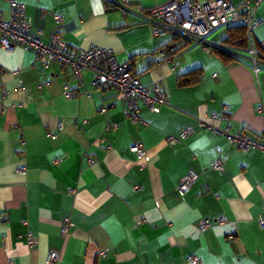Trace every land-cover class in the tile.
<instances>
[{"label": "crops", "instance_id": "1", "mask_svg": "<svg viewBox=\"0 0 264 264\" xmlns=\"http://www.w3.org/2000/svg\"><path fill=\"white\" fill-rule=\"evenodd\" d=\"M18 1L41 39L58 31L73 47L112 48L168 103L150 111L139 100L144 122L134 123L118 91L92 86L89 71L77 87L68 64L44 67L32 49L0 47V264H264V153L207 126L264 140V70L254 75L247 47L205 51L153 35L148 10L165 0H126V11L118 0ZM0 15L8 16L6 0ZM255 15L260 52L264 0ZM228 27L209 38L221 44ZM65 85L76 94L65 95ZM183 128L190 132L169 144L166 136ZM136 141L142 157L129 149ZM216 159L220 169L211 167ZM189 169L198 177L179 195Z\"/></svg>", "mask_w": 264, "mask_h": 264}, {"label": "built area", "instance_id": "2", "mask_svg": "<svg viewBox=\"0 0 264 264\" xmlns=\"http://www.w3.org/2000/svg\"><path fill=\"white\" fill-rule=\"evenodd\" d=\"M8 3V16L0 15V47L10 49L14 43L23 49L34 50L36 57L46 67L50 63L68 64L72 77L78 87L83 81V71L91 73L90 84L92 86H108L115 88L123 102V112L134 123H143V118L138 114V101L141 100L150 111H156L158 104H167L168 98L159 86L146 87L141 84L138 76L131 70L130 63L119 61L112 48L91 44L88 47H73L60 37L58 31H54L47 40L41 39L31 31V20L26 15L24 4L18 0H6ZM261 0H242V8L238 9L229 0H165L151 7L147 13V24L153 35L170 33L191 46H198L205 51L212 49H227L222 43L212 41L209 35L220 27H227L236 23H243L246 29L248 41L247 55L250 68L255 76L264 70V41L261 42L262 50L258 52L252 43L253 31L262 21L256 17V7ZM118 5L123 11L129 6L126 0H118ZM60 19V15H55ZM164 56L163 51H159ZM77 89L63 86L65 95H75ZM5 90L1 89V98L5 97ZM104 111V108L102 109ZM213 115H215L213 113ZM206 124V123H204ZM208 128L215 133L222 134L229 141H233L245 151L256 148L264 153V140H256L250 135L235 131L228 127H218L208 124ZM190 132V128H183L177 135H167L166 140L173 144L183 139ZM130 151L138 157L145 154L142 142L136 141L130 144ZM222 161L216 159L211 163L214 169H220ZM19 172H24L25 165L16 167ZM198 177V173L189 169L176 187L179 195H184L192 183ZM139 186H134L138 188ZM220 219H222L220 217ZM259 223L264 225V214L259 217ZM208 224L204 219L200 222V228ZM71 225L68 216L61 223V233L65 234ZM30 238L28 242L30 245ZM58 259V253L50 251L47 260L54 262ZM189 261L199 260L197 255H189Z\"/></svg>", "mask_w": 264, "mask_h": 264}, {"label": "trees", "instance_id": "3", "mask_svg": "<svg viewBox=\"0 0 264 264\" xmlns=\"http://www.w3.org/2000/svg\"><path fill=\"white\" fill-rule=\"evenodd\" d=\"M227 28V34L225 38L221 41L225 45H233L234 43L238 46L244 45L248 47V41L246 39V29L244 25H236ZM242 45V46H243Z\"/></svg>", "mask_w": 264, "mask_h": 264}]
</instances>
